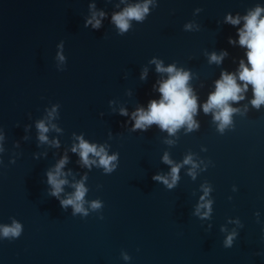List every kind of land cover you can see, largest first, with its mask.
I'll list each match as a JSON object with an SVG mask.
<instances>
[{"label": "water", "instance_id": "water-1", "mask_svg": "<svg viewBox=\"0 0 264 264\" xmlns=\"http://www.w3.org/2000/svg\"><path fill=\"white\" fill-rule=\"evenodd\" d=\"M145 3L121 32L112 17ZM257 7L264 0H0V264H264V104L252 105L248 84L222 131L203 111L221 73L243 88L239 30ZM157 63L189 74L198 127L134 128L169 78ZM81 138L116 156L111 172L92 153L83 163ZM65 158L52 196L47 173ZM79 183L86 215L60 204ZM14 221L20 235L5 237Z\"/></svg>", "mask_w": 264, "mask_h": 264}, {"label": "clouds", "instance_id": "clouds-1", "mask_svg": "<svg viewBox=\"0 0 264 264\" xmlns=\"http://www.w3.org/2000/svg\"><path fill=\"white\" fill-rule=\"evenodd\" d=\"M264 9L257 7L254 11L243 17L245 23L244 27L239 30V44L245 46L247 51V61L251 67H247L243 61L240 63L239 80L244 82L243 88L237 84L236 76L230 73H221V79L216 81L215 91L208 97L207 102L203 105V111L207 114L213 113V118L216 121H220V130L222 131L225 126L231 123V116L236 109H233L229 102L239 101L242 99L240 95L242 91L247 90L248 84L252 85L254 99L251 101L252 105L259 108L261 104H264V17L261 16V12ZM148 12V5H135L129 6L124 9L123 12L115 14L112 19L121 32H126L129 28V20L135 19L141 21L144 19L145 13ZM103 15V14H101ZM228 22L235 25L240 23V18L233 19L228 17ZM94 27L99 26V21L96 22ZM229 43H234L229 39ZM227 52H222L219 56L213 53L210 57V61L220 63ZM63 59V57H61ZM158 72H166L169 74V78L160 83L158 91L161 94L159 101L153 100L150 102L148 110L138 109L133 113L135 120L134 128L143 129L146 125L157 124L161 129L167 130L169 133H174L182 125L187 124L189 129L198 127L193 120V115L197 111V99L192 94L191 88L188 87L189 74L187 72L177 70L174 66L167 68L162 67L160 63H157ZM122 115L127 113L122 111ZM37 127L41 133L47 132L43 122H40ZM41 140H45L46 137L41 135ZM80 156L84 164L89 165L95 163V161H89V154L92 153L99 157V164L104 167L108 172H111L114 165L112 161L116 160V156H108L105 149L101 147L97 150L95 145H90L82 138L79 143ZM74 152L76 147L72 149ZM165 162L168 161L165 156ZM189 160H185L188 163ZM66 163V158L62 159L56 166L55 173L48 172V183L52 186V196L59 197V194L63 191L62 185L66 183L65 180L58 179L61 174L60 169ZM178 169L173 168V180L176 179V173ZM153 179H163L167 184V180L163 177H153ZM75 193L69 198L61 200V207H67L72 205L74 212H83L87 214L83 208V200L87 189L82 183L76 184ZM171 187V185H169ZM93 208L100 207L98 201L92 202ZM21 232V225L13 222V226L3 227V235L5 237L11 235L13 237L19 236ZM232 238L229 237L225 242L226 245H230Z\"/></svg>", "mask_w": 264, "mask_h": 264}]
</instances>
